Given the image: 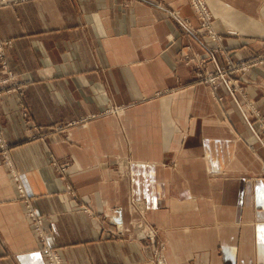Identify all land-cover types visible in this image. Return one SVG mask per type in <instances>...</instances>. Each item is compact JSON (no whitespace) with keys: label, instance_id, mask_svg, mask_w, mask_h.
<instances>
[{"label":"crops","instance_id":"1","mask_svg":"<svg viewBox=\"0 0 264 264\" xmlns=\"http://www.w3.org/2000/svg\"><path fill=\"white\" fill-rule=\"evenodd\" d=\"M204 1L213 58L179 23L216 45L188 0H0V264H49L46 247L64 264H264V65L234 93L202 75L264 51V0Z\"/></svg>","mask_w":264,"mask_h":264},{"label":"built area","instance_id":"2","mask_svg":"<svg viewBox=\"0 0 264 264\" xmlns=\"http://www.w3.org/2000/svg\"><path fill=\"white\" fill-rule=\"evenodd\" d=\"M193 9L195 10L198 19L200 21L201 28L205 30L206 35L209 37V39L214 42L215 46H210L205 39L202 38L200 35V32L197 31L194 27L190 26L189 23L184 21H179V23L188 30V32L196 39V41L201 45V47L204 49L205 55L209 57H214L215 52L217 49L221 48L220 41H221V35L215 30L213 26V17L212 13L210 12L206 2L204 0H188ZM1 49V48H0ZM205 57V56H204ZM205 61H202L200 64L203 65ZM264 65V51L261 52L258 55L252 56L251 60L249 62H243V61H233L231 59H228L226 62V65L224 66H218L215 70H204L202 72L204 80L211 84L212 86H215L216 83L219 80L224 81L226 87L231 93H234L237 91L238 88H240L239 84L236 83L235 80L231 78V76L237 71V70H245L252 65ZM3 65V76H0V91L4 89L7 85L10 84V82L13 80V72L6 68L7 62L6 60L2 63ZM199 65V67H201ZM204 69V68H203ZM17 87H10L7 89V91H15L17 90ZM221 99V98H219ZM250 107L254 109V111H257L256 107L249 103ZM23 115L25 118L28 119V113L26 111L23 112ZM83 124V123H81ZM263 124V123H262ZM9 143L5 137H3L1 131H0V158H8L9 154ZM55 168L58 170V172L64 176L67 173V170L69 168V164L64 162L60 163L55 158L52 161ZM16 180H18V176L15 175ZM20 191H22L21 185H19ZM28 212L29 217L33 221V224L37 228V230L41 231V224L42 220L39 217V215L36 213L35 209L32 207L30 203H28ZM42 234V233H41ZM43 237V236H42ZM45 257L47 258L49 264H64L62 257L60 254L55 251L54 249L50 247H46L44 249ZM161 261V260H158ZM160 264V262H159Z\"/></svg>","mask_w":264,"mask_h":264},{"label":"bare ground","instance_id":"3","mask_svg":"<svg viewBox=\"0 0 264 264\" xmlns=\"http://www.w3.org/2000/svg\"><path fill=\"white\" fill-rule=\"evenodd\" d=\"M137 225L142 226L141 224H137ZM134 229H136V230H134V232L138 231L137 226H134ZM141 231H142V233L144 232V234H146V233H148L149 235L154 234V231L152 229H149V228L146 229V228L142 227ZM160 264H164V263L162 261H160Z\"/></svg>","mask_w":264,"mask_h":264},{"label":"rangeland","instance_id":"4","mask_svg":"<svg viewBox=\"0 0 264 264\" xmlns=\"http://www.w3.org/2000/svg\"><path fill=\"white\" fill-rule=\"evenodd\" d=\"M143 220H144V219H143ZM141 225H142V226H140V225H135V226H137V228H138V231H137V232H142V231H141V228H142V227H144V228H146V229L149 228L148 226H146V223H141ZM149 229H150V228H149ZM134 230H136V229H134ZM143 233H144V232H143ZM159 262H160V261L157 260V264H159Z\"/></svg>","mask_w":264,"mask_h":264}]
</instances>
